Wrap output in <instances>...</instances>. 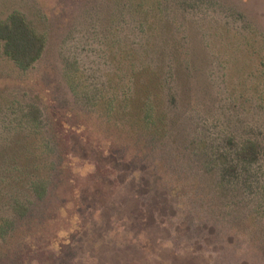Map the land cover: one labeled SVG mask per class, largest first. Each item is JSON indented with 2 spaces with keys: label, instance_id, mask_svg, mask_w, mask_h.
<instances>
[{
  "label": "rangeland",
  "instance_id": "obj_1",
  "mask_svg": "<svg viewBox=\"0 0 264 264\" xmlns=\"http://www.w3.org/2000/svg\"><path fill=\"white\" fill-rule=\"evenodd\" d=\"M14 13L45 48L0 49V264H264V0Z\"/></svg>",
  "mask_w": 264,
  "mask_h": 264
},
{
  "label": "trees",
  "instance_id": "obj_2",
  "mask_svg": "<svg viewBox=\"0 0 264 264\" xmlns=\"http://www.w3.org/2000/svg\"><path fill=\"white\" fill-rule=\"evenodd\" d=\"M44 48V39L31 28L22 14L14 13L7 22L0 23V49L23 71H28L41 59ZM244 150L249 152L252 148ZM42 189L46 188L43 186ZM9 225V222H4L0 236Z\"/></svg>",
  "mask_w": 264,
  "mask_h": 264
}]
</instances>
